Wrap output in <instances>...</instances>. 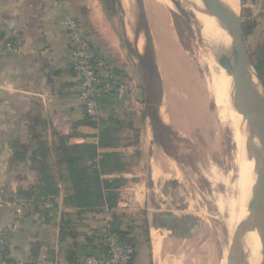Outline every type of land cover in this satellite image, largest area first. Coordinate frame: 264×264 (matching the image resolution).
<instances>
[{"label":"crops","instance_id":"obj_1","mask_svg":"<svg viewBox=\"0 0 264 264\" xmlns=\"http://www.w3.org/2000/svg\"><path fill=\"white\" fill-rule=\"evenodd\" d=\"M54 1L0 0V36L20 43L19 54H0V225L16 209L24 213L2 254L11 264H84L86 254L103 251L104 216L113 210L117 229L137 244L132 264H154L144 204L116 208L155 182L147 151L162 148L146 128L151 117L131 46L136 37L117 25L105 0ZM67 17L79 20L126 85L120 98L106 100L98 123L82 113ZM259 21L254 39L264 44V17Z\"/></svg>","mask_w":264,"mask_h":264},{"label":"rangeland","instance_id":"obj_2","mask_svg":"<svg viewBox=\"0 0 264 264\" xmlns=\"http://www.w3.org/2000/svg\"><path fill=\"white\" fill-rule=\"evenodd\" d=\"M165 1L106 0L109 11L118 16L117 25H127L136 37L131 46L135 64L141 67L138 81L147 89L146 109L151 117L146 128L150 136L153 127L162 146L156 145L152 155L147 151V162L152 157L157 166L155 182H146L142 198L132 191L136 199H130L126 207L144 204L149 219L145 236L150 240L155 231L160 238V256L154 264H232L241 252L237 243L247 220L244 216L242 221L234 204L244 196L235 190L237 149L221 119L230 76L215 61L196 24ZM239 2L241 39L253 66L261 67L264 44L254 38L255 27L264 17V0ZM258 75L264 86V73ZM233 82L236 89L234 76ZM237 102L241 104L240 97ZM247 153L253 160V152ZM155 219H163L160 230L154 228ZM260 222L259 217V228Z\"/></svg>","mask_w":264,"mask_h":264},{"label":"built area","instance_id":"obj_3","mask_svg":"<svg viewBox=\"0 0 264 264\" xmlns=\"http://www.w3.org/2000/svg\"><path fill=\"white\" fill-rule=\"evenodd\" d=\"M56 2L53 0V4ZM64 27L69 46L72 50V69L78 84V96L82 113L93 123H98L106 100L120 98L126 91L124 81L115 73L107 59L102 55L98 44L84 31L75 17L64 19ZM20 43L14 38L0 36V54L17 55ZM118 201L116 208L125 207ZM115 211L108 210L104 216L101 236L103 251L91 252L84 256V264H131L137 252V244L129 232L117 229L114 223ZM24 217L23 209H16L14 217L0 225V264H11L2 250L12 234L20 226ZM116 228V229H115Z\"/></svg>","mask_w":264,"mask_h":264},{"label":"bare ground","instance_id":"obj_4","mask_svg":"<svg viewBox=\"0 0 264 264\" xmlns=\"http://www.w3.org/2000/svg\"><path fill=\"white\" fill-rule=\"evenodd\" d=\"M189 1L195 4L197 7H201V3L199 0H189ZM207 1L217 10L223 11L231 16L238 15L239 3H240L239 0H207ZM183 15L186 16L188 22H190L192 25L198 23L201 27V31L203 35L208 40H215L216 42H218L220 40L224 41L228 39L227 36L223 33L220 25L218 24V22L214 17L209 16L204 12L198 11L197 9L194 8H190V10L183 11ZM186 18H184V20ZM210 62L212 65L214 62V58H211ZM225 71L230 76V78L227 84L228 86L226 88V94H225L227 98L226 100H224L225 105L222 106L223 113L221 119L223 120L222 125L227 126L231 131V137L237 149L236 156L234 158L235 164L237 166L235 190L236 192L239 193L240 196L243 195L244 196L242 197V199H240L241 200L240 202L239 200L238 202L234 201V204L235 207L238 208L239 211L241 212L242 221L244 219L243 218L244 216H245V220H247L245 221L246 227L244 226L245 229L243 230V232H241V230L239 229L240 232L242 233V236L240 237V240L238 241L237 244L239 245L241 251L244 248L246 249L248 246L251 248V244H253L254 250L253 252H251L250 264H259L261 258H260V240L258 237V233L261 230L260 228L264 227V218L260 217L262 221V223L261 222L260 223L262 224V226L260 225L259 228L258 215L264 207V192L260 190V188L256 185L255 181L257 180L259 181L261 180V178H263L264 162L261 158H255L253 160H250L247 157L249 156V154L247 153V151L249 150L247 151L245 150V143H244L245 139L243 135L242 116H241L244 92L242 93L241 88H243V83H244V91H245L249 81V76L247 74H239L235 69L232 68L225 69ZM233 76L235 78V85L239 96H235L237 91L234 87ZM239 97L242 100L241 104L237 102V99ZM261 127L264 133V117H262L261 119ZM237 220L235 217V221ZM232 241L234 243V240ZM151 243H152V250L154 256L156 257L157 260L158 255L160 253V238L158 234L156 235V233L154 232L151 233ZM255 251L257 252L256 253L257 255L254 254ZM236 257L237 256H235L233 260H235Z\"/></svg>","mask_w":264,"mask_h":264},{"label":"water","instance_id":"obj_5","mask_svg":"<svg viewBox=\"0 0 264 264\" xmlns=\"http://www.w3.org/2000/svg\"><path fill=\"white\" fill-rule=\"evenodd\" d=\"M168 1L179 12L194 8L214 17L223 33L227 36V40H220L218 42L206 39L207 43L205 44L209 45L215 61L223 69L232 68L239 74H247L249 76V81L243 94L241 111L245 149L253 152L254 159L261 158L264 162V133L261 127V119L264 117V86L241 39L238 15L231 16L217 10L207 0H199L201 7H197L189 0ZM195 24L201 30L200 25L198 23ZM255 183L264 192V175L261 180H257ZM259 217L264 218V207L259 213ZM258 237L260 240L261 258L259 264H264V227L258 233ZM250 258L251 248L248 246L239 253L232 264H250Z\"/></svg>","mask_w":264,"mask_h":264},{"label":"trees","instance_id":"obj_6","mask_svg":"<svg viewBox=\"0 0 264 264\" xmlns=\"http://www.w3.org/2000/svg\"><path fill=\"white\" fill-rule=\"evenodd\" d=\"M105 1H106V0H105ZM262 59H263V58H262ZM260 63L263 64V63H264V60H261ZM255 69L257 70L258 73L260 72L257 66L255 67ZM146 241H147V240H146ZM135 256H136V255H135ZM131 264H132V263H131Z\"/></svg>","mask_w":264,"mask_h":264},{"label":"flooded vegetation","instance_id":"obj_7","mask_svg":"<svg viewBox=\"0 0 264 264\" xmlns=\"http://www.w3.org/2000/svg\"><path fill=\"white\" fill-rule=\"evenodd\" d=\"M160 220H163V219H160Z\"/></svg>","mask_w":264,"mask_h":264}]
</instances>
